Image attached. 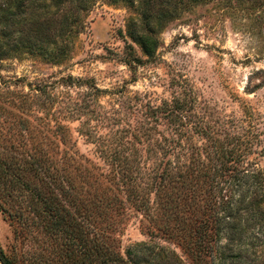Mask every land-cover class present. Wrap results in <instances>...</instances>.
<instances>
[{"label":"rangeland","instance_id":"1","mask_svg":"<svg viewBox=\"0 0 264 264\" xmlns=\"http://www.w3.org/2000/svg\"><path fill=\"white\" fill-rule=\"evenodd\" d=\"M17 1L0 0V41L7 48L0 59V141L46 134L59 139L53 128L64 126L70 142L56 141L60 149L74 144L87 166L106 172L95 145L79 130L112 138L119 129L156 125L153 137L159 139L168 131L163 120L156 121L159 113L151 115L152 109L181 97L191 101L203 124L246 133L256 151L250 159L264 167V0H171L168 14L154 21L151 34L158 46L151 57L139 42L151 29L142 16L147 0H72L59 7L49 0H24L16 16L20 24L13 26L8 17ZM32 1L31 10L43 19L66 14L71 33L59 38L56 53L51 43L44 41L46 50H31L21 38ZM138 137L145 141V136ZM155 196L151 192V199ZM120 220L116 236L122 254L129 245L145 242L172 249L191 263L190 252L177 239L162 229L150 235L140 211L132 209ZM14 226L0 209V245L6 250L16 242ZM32 231V237L19 241L29 255L24 264H66L54 253L55 241L42 226ZM253 248L225 264H264V257L254 259L261 258L264 248H257L255 255ZM214 263L221 264L216 253L207 262Z\"/></svg>","mask_w":264,"mask_h":264},{"label":"trees","instance_id":"2","mask_svg":"<svg viewBox=\"0 0 264 264\" xmlns=\"http://www.w3.org/2000/svg\"><path fill=\"white\" fill-rule=\"evenodd\" d=\"M71 1L49 0L55 7ZM34 2L27 8L33 9ZM24 4L18 0L9 13L11 25L20 22L16 16ZM170 4L171 0H147L143 6L142 16L151 28L139 36L146 56L158 46L151 34L154 21L168 14ZM3 10L0 3V23ZM31 12L23 19L29 26L21 38L31 50H46L45 43H51L56 53L59 38L71 33L66 14L43 19L41 13ZM3 45L0 41V59L7 51ZM190 104L174 97L152 109L151 115L159 113L156 121L163 120L168 131L159 139L153 137L156 125L119 129L112 138L79 130L95 145L108 166L106 172L87 166L74 144L60 149L56 141L70 142L64 126L53 128L59 139L46 134L0 141V209L15 225L16 239L10 250L0 245V264H24L29 255L19 241L32 237L38 226L55 241L54 253L66 264H186L174 250L145 242L129 245L122 254L116 233L121 215L132 209L145 217L142 226L150 235L162 229L185 246L190 264H207L213 253L225 264L242 259L249 248L254 247V255L264 248V167L250 159L256 153L253 140L240 130L203 124ZM259 256L254 259L263 260L264 254Z\"/></svg>","mask_w":264,"mask_h":264}]
</instances>
